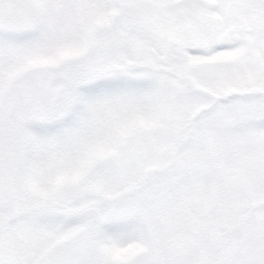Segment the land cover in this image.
<instances>
[{
    "label": "snow or ice",
    "instance_id": "obj_1",
    "mask_svg": "<svg viewBox=\"0 0 264 264\" xmlns=\"http://www.w3.org/2000/svg\"><path fill=\"white\" fill-rule=\"evenodd\" d=\"M0 264H264V0H0Z\"/></svg>",
    "mask_w": 264,
    "mask_h": 264
}]
</instances>
